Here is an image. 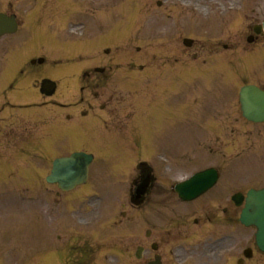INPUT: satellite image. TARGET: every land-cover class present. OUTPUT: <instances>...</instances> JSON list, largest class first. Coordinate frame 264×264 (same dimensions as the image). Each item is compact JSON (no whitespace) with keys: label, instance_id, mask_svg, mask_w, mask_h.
Listing matches in <instances>:
<instances>
[{"label":"rangeland","instance_id":"1","mask_svg":"<svg viewBox=\"0 0 264 264\" xmlns=\"http://www.w3.org/2000/svg\"><path fill=\"white\" fill-rule=\"evenodd\" d=\"M1 1L0 4H2ZM157 1L159 0H138V2L132 3L134 2L132 0H95L89 5V1L86 0H73L74 11L71 13V8H68V13L66 6H62V9L58 10V16H52L49 13L53 9L51 6L40 8L39 15L30 18L35 21L40 20L41 23L38 25L42 30L47 31V35L34 36L30 30L32 35L26 38L25 43H21L20 46L24 53L22 58L29 60L44 57L47 62L43 66L44 72L48 74L58 72L57 78H60L62 73L66 71L64 67H69L68 73L76 77L85 64L101 63L111 57L112 59H119L122 63L119 67L120 70L117 71L122 74V80L123 75L127 74L125 64L132 60L133 73L138 76L140 83L145 74L150 72V68H147L145 73L139 77L136 73L137 67L143 66L147 62L150 51H154L157 55L160 54L161 58L164 57L161 54H164L163 51L167 49L168 35L165 36L167 38H163L164 44L161 43L159 47L160 43H158L151 50L142 48L140 53H137L132 42L123 49L124 39L128 33L133 31L131 26L136 23V26L141 27L143 34L152 39L153 30L151 29L164 27L165 33H170L169 47L171 53L173 47L178 44L179 34L182 36L187 34L189 38L197 41L196 36L204 46L203 57L208 56L209 49L206 47L215 49L212 45L218 42L219 52L214 56L225 57L229 68L232 70L233 75L230 76L234 80H230L229 74L219 79L203 76L202 85H194L188 91H184L187 93L184 98L188 103L195 98V95L202 94V104L195 108H188L186 112H176V115L168 111L179 108L177 106L181 102L177 100L178 96H173L169 100L170 104L167 102L168 105L165 108L158 109L154 103H150L149 96L153 93L152 85L147 86V81H144L142 85L139 84L136 88L131 86L127 89H138L137 93L144 99L137 101L135 106H131V98H134L136 92L127 93V95L123 91L125 96L121 93L120 95L117 94L120 103L116 110L112 115L107 114L102 117L113 124L107 129L96 118L94 120L97 124L93 125L88 123L87 119L80 118L76 114L67 122L64 118L67 112L78 113L72 108L63 111L49 106L46 109H41V114H45L47 118L41 116L35 120H24L23 117H19L21 112L5 109L0 114V264H59L58 259L54 262L49 259L57 245L55 237L62 233L65 235L61 236H68L67 234L72 232L69 228H75L73 219L77 223L90 222L89 225L83 227L84 229L76 226L79 231L85 232V236H96L97 240L106 238L107 241L104 242H112L113 244V246H102L101 249L100 247L97 249L115 252L114 255L106 256L108 258L105 257L104 261L99 256L91 255L90 260L92 262L96 258L101 264H140V262L134 261V249L137 246L145 248L146 254L142 255L144 260L150 253L149 243L152 242L145 238L143 232L144 225L149 221L146 213L142 216L143 222L140 227L135 224L133 227L132 223L123 222L122 231L118 227L107 228L117 213L125 212L128 208L127 205H124L127 201V182L135 173L136 160L148 162L150 155L156 150L169 153L175 157L187 152L203 153L201 144L216 149L213 150L214 158L207 157L206 160L185 162L183 165L176 162L171 170L173 173L172 180H178V178L188 176L192 172L208 166H217L221 170L220 182L211 192L189 206L172 205L173 207L167 210V220L172 218L178 220L183 210L188 216L191 215L190 211H203L205 205L213 201L219 205L218 209H215L218 218L217 224L213 226L204 224L201 231L193 225H190L189 228L183 226L181 232L185 236L193 240L197 236L192 235L196 234H201L200 237L206 238L207 236L204 235L223 236L224 233L231 232L230 236L238 237V239L234 243L236 245L234 252L226 255L234 254L235 259L240 256L242 248L248 245L246 244L248 239L253 237L251 230L236 229L233 230L236 233H232V230L227 228L223 220L230 218L235 212V210L233 212L234 208L227 207L230 195L238 190L245 191L247 186H264V129L252 131L251 137L245 144L246 148L249 149L243 148V145L234 149L235 154L240 153L243 156L229 162L219 152L218 146L220 144L215 143V137L219 138L221 146L227 143V128H225L226 122L223 116L229 109L231 102L235 100L241 83L251 82L264 85V37L261 36L252 46H247L245 42L246 36L250 33L249 25L247 26L245 23L250 22L252 23L250 25H253L262 21L264 0H249L248 3H245V8L243 6L241 9L235 10L236 12L229 13H220L221 9L218 4L219 2L223 4L227 0H166V5L174 2L178 6L173 7L170 4L168 7V5H164L161 9L156 8L155 2ZM216 7H218V12L214 10ZM191 9H193V13H191ZM152 15L157 20L153 19ZM20 18L23 24H28L29 17L23 15ZM112 30L121 34V38L108 41L102 46L94 43L96 37L108 35ZM23 34L25 35L24 30ZM153 34L155 35V31ZM51 38L53 42L49 44ZM30 40L35 42L29 43ZM44 41L48 42V47L45 46ZM223 45L227 46L226 50L228 51L224 50ZM197 47L198 45L194 48ZM8 49L5 40L1 38L0 73L2 72V60ZM104 50H108L107 56L104 55ZM191 55L187 56L190 57ZM73 58H78V60L74 61ZM208 60L220 61L219 59ZM231 62H235V64L231 65ZM70 63L78 64L72 69ZM203 70L208 72L207 68H203ZM223 80L228 83L225 85ZM78 82L79 80L75 81V84L77 85ZM233 83L235 87L231 86ZM231 88L236 89L231 91ZM74 94L70 97H59V100L72 103L75 100ZM19 98L21 100L37 99V94L24 92ZM29 112L34 113L33 110H29ZM152 113H155L160 125L150 121L149 115ZM26 114L27 112H22V115L25 116ZM9 115L11 128L16 122L24 123L15 125V132L8 133L6 129L5 117ZM168 115L171 116V119ZM123 116L124 120H122ZM54 124L56 129L51 128ZM142 125L143 128L141 129L145 131L146 135L138 128ZM22 128L25 130L22 131ZM57 129L61 130L60 133ZM98 129L99 134L97 133ZM28 131L30 135L27 134L26 136ZM21 132H24L25 135H21ZM87 132L90 135L85 138ZM93 135L98 138H93ZM260 135L261 138H259ZM41 142L45 148V157L43 158L36 154L35 148L37 147L36 143L40 146ZM144 142L148 144V149L142 150ZM25 146L28 147L27 151H29L30 157H24V154L18 155L17 150ZM107 147H109L110 152H108ZM78 149L95 155L94 162L90 167L87 189H80L81 191L86 189L83 192V197L88 195V199L83 204L78 205L79 202L75 200L77 191L68 196V200H72L68 210L77 206V208H91L92 211H95L89 219L84 217L83 221L75 216L76 210L72 217L64 216L61 211L62 200L59 197L53 204L51 197L55 190L50 192L44 182V176L48 173V167L53 159L69 155ZM37 150L39 152L38 148ZM220 151L228 153L227 150L220 149ZM206 152L209 153L208 150H205ZM103 153H111V156L118 155H114L111 159ZM122 154L128 155L126 158H130V160L123 161V157L119 156ZM137 154L139 158H136ZM9 162L18 165V167L11 166ZM125 163H130V165L125 166ZM15 169H19V171L16 172ZM155 197V202H165L156 200ZM48 198L50 199L48 200L49 203H46ZM38 201L39 203H37ZM57 202L58 205H56ZM225 207L228 211L223 215L222 209ZM157 209L159 207L154 206L153 210ZM82 211V209L79 210L80 213ZM46 212H48L47 216L45 215ZM236 213L235 216H238V211ZM135 222L140 223V219L137 218ZM68 225L69 227H67ZM132 227L139 231L140 237L131 236ZM119 243H122L121 247ZM88 251H91V248ZM122 251L124 254L118 253ZM220 254L224 255L222 252ZM247 264H264V259L256 256Z\"/></svg>","mask_w":264,"mask_h":264},{"label":"flooded vegetation","instance_id":"2","mask_svg":"<svg viewBox=\"0 0 264 264\" xmlns=\"http://www.w3.org/2000/svg\"><path fill=\"white\" fill-rule=\"evenodd\" d=\"M36 1V0H34ZM26 4V0H20L18 3V0H4L3 8L0 9L1 11L5 12L6 14H12L17 17L22 16L24 14V10L21 8ZM37 8L29 10L26 15H33L36 14ZM23 26L20 25L19 30L15 34L17 36V39L14 41L9 40V43H13L15 45H20L22 41V32ZM12 37L9 38H13ZM12 63L7 66L8 69H11V66L15 60V62H18L17 59L11 57ZM97 66L95 65H88L85 67V81L83 84H81V87L79 88V92L83 95V93L86 95L85 99H81V102L87 106V108H90L97 104L100 107L101 111H105L108 106L116 100L115 94H110L108 92V89L106 88L108 81L110 79L109 72L107 71L108 68H102V70L97 71ZM34 69H31V72ZM35 73V72H34ZM103 76V77H102ZM102 77L101 80H99ZM98 81H96V80ZM66 93V89H63L62 86L59 85V82L57 84V91L56 95H59L60 97ZM53 105L60 107L61 105L57 103L56 101H52ZM79 115L82 117H87V114L85 110H80ZM68 119V117H67ZM70 119V117H69ZM246 124H249L253 127L258 126H264L262 124H256L249 121L244 120ZM159 166V165H158ZM150 173H151V184H150V191L143 203L137 207L134 208L135 215L133 213H130L126 215V220L131 221L135 217H141L142 212L145 208L148 209L149 217L146 222V228L143 232L144 236H147L152 243H156L157 251H159L160 259L162 264H174L175 261H180L182 259V256L185 254L186 251H192L190 247L182 248L185 244H192V240L189 239L188 236H185L183 232H181L183 226L190 227V221H192L193 225L198 226L199 228H202L203 224L201 219H205L207 222L211 221V212L199 214V212H191L192 215L188 216L186 214V211L181 212V216H179V219L176 220L174 218L167 220L166 213L167 210H170L174 205L172 201V195L173 199H177L176 195L174 194V191H172V184L167 181V177L164 175H157L155 174L153 166H149ZM164 170V169H162ZM141 174V170L137 172V177H139ZM160 192V193H159ZM172 195H171V194ZM154 196H156V200H163L164 203H158L154 201ZM168 197V198H167ZM170 199V200H169ZM175 199V201H176ZM178 200V199H177ZM213 205V203L211 204ZM154 206H158L159 209L153 210ZM213 207V206H211ZM176 213V212H175ZM199 215L200 217H196ZM134 216V217H133ZM160 216V217H159ZM201 221V222H200ZM134 236H137L135 234ZM192 236H201V234H196ZM205 236V235H204ZM74 236H70L66 238V243L68 247H66V243L57 244L55 247V250L60 255L67 252L70 254L71 257H74L77 255L79 258H82L84 261L87 260V257L92 255L93 249L91 251H88L87 248H76L77 246L73 245L75 241ZM120 253V252H118ZM124 254V252H122ZM152 253V254H151ZM148 257L147 261L152 260L154 256V251H152ZM146 261V262H147ZM67 264H74L73 262H67Z\"/></svg>","mask_w":264,"mask_h":264},{"label":"water","instance_id":"3","mask_svg":"<svg viewBox=\"0 0 264 264\" xmlns=\"http://www.w3.org/2000/svg\"><path fill=\"white\" fill-rule=\"evenodd\" d=\"M9 26L8 20L0 17V35L4 34L5 29ZM10 25H13L10 22ZM264 29V23H263ZM13 31V30H11ZM254 88H244L241 92V103L245 114L252 115L257 120H264V103L260 92ZM249 91V92H248ZM252 113V114H251ZM91 157L84 154H74L67 159L57 160L53 164V170L49 180L57 182L60 186L67 188L80 183L85 175V168L90 163ZM198 175L190 182L200 181L201 176ZM81 181L79 182V180ZM198 181V182H199ZM213 181V180H212ZM200 193V191H199ZM197 193L193 194L196 196ZM241 222L245 225H252L257 228V243L264 250V190L251 191L248 193L244 210L241 214Z\"/></svg>","mask_w":264,"mask_h":264},{"label":"bare ground","instance_id":"4","mask_svg":"<svg viewBox=\"0 0 264 264\" xmlns=\"http://www.w3.org/2000/svg\"><path fill=\"white\" fill-rule=\"evenodd\" d=\"M123 161H126V158H123ZM81 181V179L79 180V182ZM64 188V187H63ZM67 188H70V186L69 187H67ZM67 188H65V189H67Z\"/></svg>","mask_w":264,"mask_h":264}]
</instances>
